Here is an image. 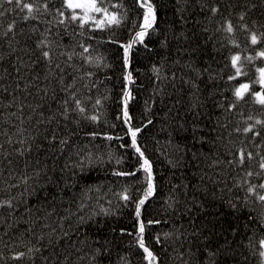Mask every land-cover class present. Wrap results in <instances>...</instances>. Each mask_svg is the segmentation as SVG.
<instances>
[{"label": "trees", "instance_id": "1", "mask_svg": "<svg viewBox=\"0 0 264 264\" xmlns=\"http://www.w3.org/2000/svg\"><path fill=\"white\" fill-rule=\"evenodd\" d=\"M44 2L49 11L25 21L15 4L0 0V201L12 202L0 207V264H148L136 238L133 201L146 185L122 118L126 91L131 125L142 129L137 144L153 169L156 190L140 219L158 264H262L264 205L255 197L245 202L246 185L235 186L243 171L229 161L239 148L264 155V128L257 125L259 137L236 131L264 120V108L246 95L229 109L241 83L261 91L255 81L264 58L256 57L264 44L251 45L240 25L264 32V0H152L155 29L130 50L127 67L123 49L109 41L126 43L138 30L143 9L136 0H105L124 18L120 27L105 30L58 25L62 0ZM212 7L220 11L213 15ZM226 20L234 33L223 31ZM42 40L50 48L39 47ZM43 50L51 52V64ZM233 55L241 56L246 75L229 80ZM129 72L131 81L124 79ZM69 92L86 111H70L65 119ZM91 115L98 120L87 119ZM258 159L245 169L260 171ZM125 192L130 201L121 199ZM29 247L40 251L10 259Z\"/></svg>", "mask_w": 264, "mask_h": 264}, {"label": "snow or ice", "instance_id": "2", "mask_svg": "<svg viewBox=\"0 0 264 264\" xmlns=\"http://www.w3.org/2000/svg\"><path fill=\"white\" fill-rule=\"evenodd\" d=\"M9 5L15 4L16 8H18L21 12H24L25 15L23 16V19L25 21L30 19H37V13L41 12V9L44 10V12H48V4L47 2H44V0H4ZM136 3L138 6L143 9L142 13V22L139 23V25H134V28H137L134 32V35L131 36L128 42L121 43L118 39H110L109 42L118 44V46L123 49V63L124 66L127 67L130 62V50L133 48L136 44H143L145 38L149 34V30L155 29L156 24V8L155 5L152 3V0H136ZM111 8L116 9L118 7H121L117 4H111ZM211 13L213 15H216L220 9L218 7H212L210 9ZM0 15H3V12L0 11ZM56 23L58 25H65L67 23H77L80 28H84L86 25L94 24L96 28L100 30H105L108 28H111L113 26L120 27L122 23L124 22V18L116 11H110L109 6L105 5V0H62V7L61 9L56 10ZM99 17V18H98ZM240 21H244L245 14L241 13L239 16ZM14 25L10 24L8 26V32H12ZM241 29L248 32L249 36L248 39L251 43V45L255 46L258 44H264V32L257 33L256 31H252L249 29L248 24L244 23L240 25ZM236 30V27L233 25V23L230 20H226V26L223 27V31L232 34ZM8 32H5L4 35L6 36ZM233 43H235L233 41ZM39 47H42L43 49L50 48V43L47 40L40 41ZM238 47V45H236ZM80 47L83 49V53L89 52V47L84 46L83 44L80 45ZM83 53H81V56H83ZM42 57L48 61L49 64L52 63V54L49 50H43L41 53ZM68 60H72V55H68ZM87 62L91 63V57H84ZM256 58H264V50H261L257 53ZM248 61H251L253 57H245ZM57 68L60 67L59 64L56 65ZM231 67L234 69V74L229 76V80L237 79L238 77L242 75H246L243 71V65L241 63V56L240 55H233L231 57ZM19 71V69H17ZM158 71V69H157ZM257 72L260 74L259 79L255 81V83H259L261 86V91H255L251 89V86L249 83H241L238 87L234 89L233 95L236 98V102L230 105L231 108H235L236 105L245 100V96H249L252 103L258 104L261 106V108H264V67H260L257 69ZM88 75H91L89 73ZM125 80L131 81V73L129 72L125 77ZM73 87L72 85H69L68 88ZM66 91L68 89H65ZM130 98V93L125 92L124 93V100H123V110H122V118L124 120V123L128 125L127 133L130 136L131 140V147L135 149L136 153L138 154L140 158V165L139 169L137 171H142L145 174V187L142 192V197L136 201H133L135 204V217L138 221V231L136 233L137 238V244L140 249L143 250L144 259L148 262V264H158V258L155 256V254L149 249V247L146 246L144 241V232H145V223L140 219L142 208L145 205L146 201L152 197L155 193L156 186L154 183V176H153V169L152 164L150 160L145 156L144 152L141 150V148L137 144V135L139 132H141V128L139 127H132L131 125V116L129 115L128 111V100ZM74 103L73 108H69V102ZM101 101L97 99L95 101L96 105H99ZM70 111H78L81 114H84L86 109L83 106V102L81 99L77 98L75 92H69L68 99H65L63 101V114L65 119H67L68 113ZM15 115V113H13ZM120 117H118L119 119ZM87 119H90L93 122H96L98 120L97 115H91L88 116ZM253 117L249 116L248 120H252ZM148 123H152L151 120L148 121ZM247 124V121H245ZM257 125L261 126V128H264V120L256 119L254 123L247 124L246 127H244L242 130L237 128L236 131L240 132L242 131L244 134L251 133L253 137H259L261 135V131L257 130ZM5 135H7L5 133ZM93 137H95L97 134L92 133ZM112 136H107L106 139H113ZM57 139L56 135L53 134L52 140L55 141ZM116 139H122V137H116ZM8 143H12L11 138L8 139ZM67 139H60L59 144L61 146H64L67 144ZM19 143H24L23 140L19 141ZM123 147V145H121ZM4 145L0 144V155L3 154ZM21 154L23 152L21 151ZM258 159V167L260 171L253 172L251 170L245 169V164L251 163L252 161ZM11 163V161H9ZM217 162H214V165ZM230 165H236L243 171V178L240 181L236 182V187L244 188L246 185V193L248 194L245 198V202H247V199L249 197H255V201L258 202L261 205H264V182H261L259 184H253L250 182L248 178L252 177L253 175H256L258 177H264V155H261L259 152H257L255 155L251 151H247L245 148H239L236 150L235 153V159L229 161ZM115 175L120 176H135L136 172H116ZM25 183H27V178L24 180ZM121 199L124 201H130L132 198L127 194V192L123 193L121 195ZM12 207L11 201H0V207ZM231 207L235 208V204H232ZM152 223H158V221H148V224ZM157 242H159V237H157ZM259 246L261 249H264V239H261L259 241ZM39 248H33L29 247L27 250V253L25 252H17L16 254L12 255L10 259L12 260H21L26 255H31L33 252H39ZM99 251V250H97ZM260 257L264 258V250L260 251L259 253ZM4 257L2 254H0V260H3ZM262 264H264V261H262Z\"/></svg>", "mask_w": 264, "mask_h": 264}, {"label": "rangeland", "instance_id": "3", "mask_svg": "<svg viewBox=\"0 0 264 264\" xmlns=\"http://www.w3.org/2000/svg\"><path fill=\"white\" fill-rule=\"evenodd\" d=\"M262 67H264V66H262ZM248 71L250 72V71H251V68H249ZM259 75H260V74L257 73V80L259 79ZM249 76H250V75H249ZM250 77H251V76H250ZM262 250H264V249H261V251H262ZM262 261H264V258H262Z\"/></svg>", "mask_w": 264, "mask_h": 264}]
</instances>
